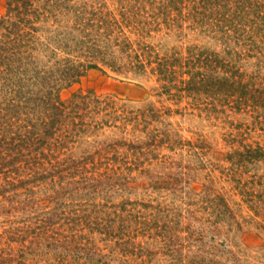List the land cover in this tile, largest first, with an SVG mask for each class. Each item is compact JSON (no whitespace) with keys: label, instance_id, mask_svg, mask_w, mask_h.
Returning a JSON list of instances; mask_svg holds the SVG:
<instances>
[{"label":"rangeland","instance_id":"374dc122","mask_svg":"<svg viewBox=\"0 0 264 264\" xmlns=\"http://www.w3.org/2000/svg\"><path fill=\"white\" fill-rule=\"evenodd\" d=\"M255 16L264 17V2ZM218 19L206 25L189 20L175 36L159 35L153 43L161 38L168 49L195 46L215 53L226 71H236L260 95L238 110L202 97L176 103L157 97L153 82L88 71L60 98L91 91L138 107L150 103L160 110V119L149 121L146 129L156 140L164 143L167 135L169 140L147 148L145 125L135 132L133 125H117L79 138L70 150H55L51 161L63 165L50 172L52 177L40 170L46 177L42 182L35 170L10 175L13 186L0 187V256L23 250L27 264H86L84 247L93 246L116 260L113 264H264V29L257 28L248 43L250 24L240 33L243 20L240 31L224 34L218 32ZM114 145L120 147L115 156L110 153ZM129 145L148 154L139 159L126 152ZM242 145L262 151V158L232 167L224 158ZM138 213L147 229L136 224ZM86 217L96 220L99 233L89 234L94 226L85 224ZM138 243L139 253L131 247ZM124 251L129 253L122 256Z\"/></svg>","mask_w":264,"mask_h":264},{"label":"trees","instance_id":"16d2710c","mask_svg":"<svg viewBox=\"0 0 264 264\" xmlns=\"http://www.w3.org/2000/svg\"><path fill=\"white\" fill-rule=\"evenodd\" d=\"M107 1L0 0L4 9L0 14V187L13 186L15 179L10 175L18 178L24 170H35L40 182L46 179L41 178L40 170L52 177L50 172L63 165H55V158L51 161L55 150H67L79 138H88L104 128L133 125L135 132L145 125V147L167 144L168 135L163 143L148 132L149 127L146 129L149 121L160 119V110L150 103L138 107L91 91H76L68 99H61L60 92L78 84L88 71L153 82L159 91L157 97L176 103L202 97L219 105L222 100L231 110H238L254 95H260V89H254L236 71H226L217 54L195 46L185 51L168 49L160 41L175 36L189 20L206 25L218 16L219 33L240 31L244 20L243 33L250 24L245 39L252 42L255 30L264 29V17L255 16L264 0H111V7ZM159 35L162 37L155 45L153 41ZM261 101L264 103V97ZM240 148L226 154L224 161L244 168L264 157V151L249 145ZM118 149L114 145L110 153L118 155ZM130 151L139 159L148 154L131 145L126 152ZM102 152L100 149L96 155ZM139 206L148 208L146 204ZM153 218L158 228V217ZM134 219L141 229H147L145 216L138 213ZM95 221L93 217L84 220L94 226L90 235L99 233ZM131 247L138 253L142 250L139 243ZM84 248L86 264H92V259H97L93 264L116 263L93 246ZM22 251L17 256H0V264H27L23 256L28 253ZM128 253L124 251L122 256Z\"/></svg>","mask_w":264,"mask_h":264}]
</instances>
